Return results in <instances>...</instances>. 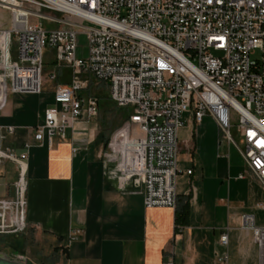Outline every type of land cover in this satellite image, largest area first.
<instances>
[{
	"label": "built area",
	"instance_id": "1",
	"mask_svg": "<svg viewBox=\"0 0 264 264\" xmlns=\"http://www.w3.org/2000/svg\"><path fill=\"white\" fill-rule=\"evenodd\" d=\"M0 9L10 14V27L0 29V112L10 94H41L46 48L55 50L49 80L70 74L55 87L36 143L46 135L51 147L75 123L97 117L98 100L82 94L94 80L130 113L103 153V168L118 188L142 189L145 209L176 207L178 131L188 111L196 124L212 121L264 189V0H0ZM79 35L87 39L85 58L76 56ZM13 133L0 126V165L10 162L17 173L13 197L0 198V235L8 237L27 226L30 145L21 154L4 148ZM240 222L264 264V228L249 215ZM219 244L227 245L225 232Z\"/></svg>",
	"mask_w": 264,
	"mask_h": 264
},
{
	"label": "crops",
	"instance_id": "2",
	"mask_svg": "<svg viewBox=\"0 0 264 264\" xmlns=\"http://www.w3.org/2000/svg\"><path fill=\"white\" fill-rule=\"evenodd\" d=\"M5 12L2 30L10 27ZM57 80L67 84L70 74L61 70ZM46 84L43 80L39 95H8L0 112V126L14 128L2 146L21 154L30 145L27 226L17 243V236L7 237L11 252L20 251L25 264H162L168 257L174 264H218L216 256H225L226 264H257L252 233L240 218L249 215L264 228V209L258 207L264 206V189L209 118L196 124L191 111L182 116L175 209H145L142 189H120L106 174L103 153L113 135L99 133L94 121L75 123L51 147L46 135L34 141L44 112L55 106L57 84L49 89L51 102L41 99ZM16 182L15 166L2 163L0 198H12ZM183 207L185 225L176 231L175 211ZM224 232L225 247L219 244Z\"/></svg>",
	"mask_w": 264,
	"mask_h": 264
},
{
	"label": "rangeland",
	"instance_id": "3",
	"mask_svg": "<svg viewBox=\"0 0 264 264\" xmlns=\"http://www.w3.org/2000/svg\"><path fill=\"white\" fill-rule=\"evenodd\" d=\"M9 17L8 13L0 9V22L7 20ZM45 25L44 22H42ZM55 50L53 48H46L44 54V69H43V80L47 81L48 84L45 85L46 92L42 96V101L49 103L51 102L52 92L49 91L53 87V84H59V80L50 81L47 77L55 69V60H54ZM87 55V39L84 35L78 36V47H77V58H85ZM252 61L259 60V53L256 52L250 57ZM66 80V79H65ZM44 86V85H43ZM83 96H93L98 100V115L93 120L96 123L97 131L102 133L104 136H112L115 133H120L126 124L125 120L127 118V110L117 107L108 99V90L105 83H99L94 80L89 81L88 90L84 91ZM237 123L236 119L233 121L235 126ZM231 134L234 137L236 143L240 144V140L235 134L234 127L231 129ZM24 234L17 235L15 242L20 240ZM8 236L0 235V256H4L14 261H18L22 264H25V258L23 257L20 251L11 252V247L8 244ZM13 241V242H14ZM16 245V244H15ZM13 243V246H15ZM17 246V245H16Z\"/></svg>",
	"mask_w": 264,
	"mask_h": 264
},
{
	"label": "trees",
	"instance_id": "4",
	"mask_svg": "<svg viewBox=\"0 0 264 264\" xmlns=\"http://www.w3.org/2000/svg\"><path fill=\"white\" fill-rule=\"evenodd\" d=\"M67 74L69 75V72L67 71ZM127 110V109H125ZM128 114H127V118L125 120L128 119L129 117V111L127 110ZM187 217V210L186 207H183L182 209H176L175 211V219H174V225H175V230L178 231L181 228H183V226L185 225V220Z\"/></svg>",
	"mask_w": 264,
	"mask_h": 264
},
{
	"label": "water",
	"instance_id": "5",
	"mask_svg": "<svg viewBox=\"0 0 264 264\" xmlns=\"http://www.w3.org/2000/svg\"><path fill=\"white\" fill-rule=\"evenodd\" d=\"M0 264H22L18 261L11 260L9 258H6L4 256H0Z\"/></svg>",
	"mask_w": 264,
	"mask_h": 264
}]
</instances>
